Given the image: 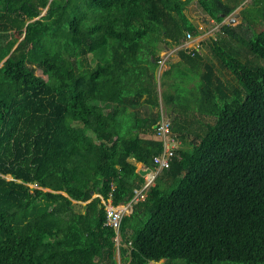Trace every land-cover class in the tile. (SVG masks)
<instances>
[{
	"label": "trees",
	"instance_id": "1",
	"mask_svg": "<svg viewBox=\"0 0 264 264\" xmlns=\"http://www.w3.org/2000/svg\"><path fill=\"white\" fill-rule=\"evenodd\" d=\"M192 1L0 0V264H118L117 250L123 264H264V0L210 38L217 60L180 52L214 121L175 122L194 136L124 215L120 244L92 195L127 202L144 181L130 157L156 166L159 44L201 34ZM197 1L221 23L245 0ZM251 16L261 26L239 34Z\"/></svg>",
	"mask_w": 264,
	"mask_h": 264
},
{
	"label": "crops",
	"instance_id": "2",
	"mask_svg": "<svg viewBox=\"0 0 264 264\" xmlns=\"http://www.w3.org/2000/svg\"><path fill=\"white\" fill-rule=\"evenodd\" d=\"M250 5V2L248 0H245L242 4H240L229 16L225 17L224 20L221 23H217L213 19H209L207 22H214L216 23L215 26L217 29H221L222 24L224 23H229V24H239L243 21V15H241V10L244 7H247ZM229 17V18H228ZM236 22V23H235ZM196 24V23H195ZM202 34V32H201ZM211 38V37H210ZM191 40V39H190ZM210 41L207 39H200L197 40H186L179 45L172 44V43H160L159 44V52H158V66H157V79L159 82V100H160V107L158 110L161 112V118H166L171 121L172 126L175 125H184L189 127L190 129L193 127H200L203 125L205 122H213L214 117L211 115L207 114H201L199 112V106H198V101L195 99V97L191 99L192 96H195L197 91L195 90V82L198 79L197 74L192 73V80L189 79L187 83L188 89H186V92L184 94L182 92H179L175 88L179 84L178 81L174 80L175 75H183L191 72V68L189 64L182 58L181 56V51L185 49L187 53L193 52L195 50H199L203 54L208 55V44ZM207 49H206V48ZM212 59V57H210ZM176 73V74H175ZM177 76H175L176 78ZM182 94V95H181ZM146 96L142 100L145 99ZM147 106L145 103H142L138 107H133V106H128L126 111L127 112H138V116L136 118L131 119L133 125H139L142 124L145 121V113H146V108ZM154 110H157L155 108ZM147 111H151V109H148ZM136 119V120H135ZM159 122V121H158ZM157 122V123H158ZM157 126V124H155ZM154 125V126H155ZM155 126V128H156ZM193 129H191L193 131ZM174 136L176 137L177 140V147L183 144V141H191L193 138L194 134L188 133V136L186 139H183L180 137V132H175L173 131ZM163 148H164V143H163ZM130 160L133 161V163L136 165L137 171L139 172L140 176L144 179L143 185L140 187H136L134 191L136 190H143L145 194L147 195V192L145 190L146 186L155 184V180L160 173V171L163 168H160L159 165L156 163V166L152 165H146L141 161L136 160L134 157H130ZM155 174V178L149 182V177L151 174ZM148 188V187H147ZM93 195V194H92ZM145 195V196H146ZM94 196H100L102 198V202H112L111 198H104L101 194L95 193ZM135 194L133 198L127 202H123L117 206L122 207L125 210L126 213H131L133 210V205L137 203L140 200H143L144 198L134 200ZM105 204V203H104ZM117 236V235H116ZM119 241L118 244H120L121 241V236L119 234ZM117 259H118V264H123L121 262V256H120V251L117 250ZM164 259L160 261H150L148 264H160L163 263Z\"/></svg>",
	"mask_w": 264,
	"mask_h": 264
},
{
	"label": "rangeland",
	"instance_id": "3",
	"mask_svg": "<svg viewBox=\"0 0 264 264\" xmlns=\"http://www.w3.org/2000/svg\"><path fill=\"white\" fill-rule=\"evenodd\" d=\"M248 1L251 3V0H248ZM250 9L251 8H249V10ZM186 12L189 15V17L191 18V20L194 23H196V25L199 27V29L202 32V34H200V35H194L193 34V37H192L191 40L188 39V37H186V40L192 41L194 39L195 40L198 39V41H199L200 39H207L208 41H210V37H217L218 36V33L220 32V29H217V27L215 26L216 23H214V22L211 23V22H207L206 21L207 15L204 14V12L202 11V9H201V7H200V5H199V3H198L197 0L192 1L189 4V6L186 9ZM44 13H45V10L42 12V14H44ZM246 20H247V21H245L246 23L245 24H242V26H240L238 28V32L241 35L250 36V35H252L253 31L256 30V27H259V25L261 26V23H259V22H256L255 24L250 23L251 21H254L252 19V16H251V19H246ZM262 27L264 28V25H262ZM253 28H254V30H253ZM233 43H236L237 46L238 45L241 46V44H242V42H239L238 40L236 41L234 39H233ZM207 48H208V51H209V46H207ZM89 55L91 56V54H89ZM208 55H209V57H212V55L210 53H208ZM247 56H250V55L247 54ZM212 59L217 60L214 57H212ZM36 73L39 74V75H41V76H43V77H45V78H47V75L44 74L43 71L40 68H37ZM192 73L193 72H190V73H187V74H183V75H180V77H179V75H175V76H177L176 78L174 76V80L179 82V84L177 85V87L175 86V88L177 90H179V92H182L184 94V92H186V89L189 88V87H187V83H188V81H189L190 78H191L190 80L193 79L192 78V75H193ZM223 77L225 79L231 80L233 82V84H235V78H234L233 74L229 70H227V69L224 70ZM200 84H201V82H200V79L198 78L196 80V82H195V90L196 91L199 90ZM194 97L196 99L198 96L197 97L196 96H192L190 100H192ZM80 203L81 202H78V204H80ZM77 208L78 209H81V206L80 205H77ZM117 243H118V241H117ZM177 263L178 264H184L180 260H178ZM223 264H234V263L224 262Z\"/></svg>",
	"mask_w": 264,
	"mask_h": 264
},
{
	"label": "built area",
	"instance_id": "4",
	"mask_svg": "<svg viewBox=\"0 0 264 264\" xmlns=\"http://www.w3.org/2000/svg\"><path fill=\"white\" fill-rule=\"evenodd\" d=\"M188 39H192L193 34L188 31L186 33ZM156 135L163 140L164 148L163 151L154 157L155 163L159 165L160 168L168 167L172 156L175 154V148L177 147V140L173 134L171 121L162 118L159 120L156 126ZM155 174H151L149 177V182L155 178ZM149 188L146 186L145 190ZM147 192V190H146ZM143 190H136L134 200H138L146 197ZM106 208V224L112 226L117 231L116 240L119 241V230L122 225V220L125 215V210L122 207L114 205L111 202H104Z\"/></svg>",
	"mask_w": 264,
	"mask_h": 264
},
{
	"label": "water",
	"instance_id": "5",
	"mask_svg": "<svg viewBox=\"0 0 264 264\" xmlns=\"http://www.w3.org/2000/svg\"><path fill=\"white\" fill-rule=\"evenodd\" d=\"M156 126V125H155ZM93 195L95 194L94 192L92 193Z\"/></svg>",
	"mask_w": 264,
	"mask_h": 264
},
{
	"label": "bare ground",
	"instance_id": "6",
	"mask_svg": "<svg viewBox=\"0 0 264 264\" xmlns=\"http://www.w3.org/2000/svg\"><path fill=\"white\" fill-rule=\"evenodd\" d=\"M151 183V182H150Z\"/></svg>",
	"mask_w": 264,
	"mask_h": 264
}]
</instances>
